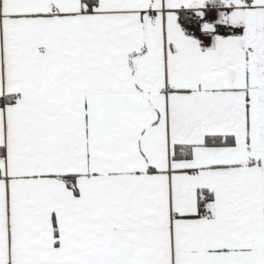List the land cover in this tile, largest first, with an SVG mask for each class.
Wrapping results in <instances>:
<instances>
[{
  "label": "snow or ice",
  "instance_id": "snow-or-ice-1",
  "mask_svg": "<svg viewBox=\"0 0 264 264\" xmlns=\"http://www.w3.org/2000/svg\"><path fill=\"white\" fill-rule=\"evenodd\" d=\"M0 264H264V0H0Z\"/></svg>",
  "mask_w": 264,
  "mask_h": 264
}]
</instances>
